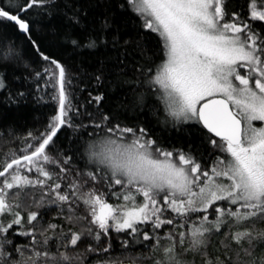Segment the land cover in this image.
<instances>
[{
	"label": "snow or ice",
	"instance_id": "1",
	"mask_svg": "<svg viewBox=\"0 0 264 264\" xmlns=\"http://www.w3.org/2000/svg\"><path fill=\"white\" fill-rule=\"evenodd\" d=\"M61 7L77 26L101 9L96 35L70 40L114 53L88 84L32 38ZM9 27L35 60L25 90L0 74V92L52 110L0 128V264H264V0H0ZM0 43V64L19 67L14 38ZM145 111L188 141H165Z\"/></svg>",
	"mask_w": 264,
	"mask_h": 264
},
{
	"label": "trees",
	"instance_id": "2",
	"mask_svg": "<svg viewBox=\"0 0 264 264\" xmlns=\"http://www.w3.org/2000/svg\"><path fill=\"white\" fill-rule=\"evenodd\" d=\"M58 2L63 4L64 0H58ZM72 3L87 6L88 0H72ZM65 12L66 10L61 7L59 10H54L51 16L34 18L32 38L38 40L46 52L64 61L78 72L82 77L83 83L88 84L89 79L87 73L95 70L100 59L107 60L110 57H114V53H112L110 48L106 49L104 47L96 49L84 47L74 48L70 40L77 39L81 45H83L87 42L88 37L96 35L95 30L99 27L97 17L101 15V9L88 8L86 26L74 25L68 19V15L71 14L70 11L67 15ZM116 23L121 27L122 36L127 37L135 34L133 28L134 20L118 16ZM0 32H4L9 38H14L16 49L21 54L19 67L11 63L8 66L0 64V74L7 75V83L13 92L17 89L25 90L23 81L17 80L16 77L25 75L26 73L23 65L35 60L30 42L26 39L25 35L13 32L11 27L6 30L0 29ZM156 39L155 35L152 34V37L148 40L147 47L150 50H155L157 46ZM3 50L4 46L0 43V54H2ZM109 66H111L110 63ZM84 95L86 96L87 93ZM7 96V90L0 92V128L14 126L19 130H24L30 126H42L52 110L49 104L34 99L32 94H29L26 99L20 100L18 103L7 102ZM122 96V89L116 88L115 91L110 90L104 103L107 105L110 102H115L117 97ZM45 99H47V97ZM140 118L165 141L179 144L181 142L186 143L189 139L188 131H165L158 124L156 118L148 111L142 113ZM64 137L65 133H62L60 136L61 142L64 141ZM191 139L195 143L198 139V135L192 133ZM116 243H119V241Z\"/></svg>",
	"mask_w": 264,
	"mask_h": 264
}]
</instances>
